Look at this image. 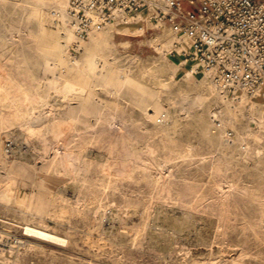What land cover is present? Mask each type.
<instances>
[{
	"label": "rangeland",
	"instance_id": "rangeland-1",
	"mask_svg": "<svg viewBox=\"0 0 264 264\" xmlns=\"http://www.w3.org/2000/svg\"><path fill=\"white\" fill-rule=\"evenodd\" d=\"M28 1L0 0V76L29 82L49 104L14 124L0 118V264H264V102L230 99L201 69L188 76L170 31L143 14L119 19L106 40L74 28L73 42L51 3ZM89 65L102 78H87ZM127 79L153 97L118 86ZM51 109L76 117L63 141L81 156L67 171L53 163L51 134L45 147L26 128L47 130Z\"/></svg>",
	"mask_w": 264,
	"mask_h": 264
},
{
	"label": "built area",
	"instance_id": "built-area-1",
	"mask_svg": "<svg viewBox=\"0 0 264 264\" xmlns=\"http://www.w3.org/2000/svg\"><path fill=\"white\" fill-rule=\"evenodd\" d=\"M68 11L82 39L115 11L142 13L171 31V57L195 60L234 101H264V0H68Z\"/></svg>",
	"mask_w": 264,
	"mask_h": 264
},
{
	"label": "bare ground",
	"instance_id": "bare-ground-1",
	"mask_svg": "<svg viewBox=\"0 0 264 264\" xmlns=\"http://www.w3.org/2000/svg\"><path fill=\"white\" fill-rule=\"evenodd\" d=\"M4 1V0H3ZM28 1V0H27ZM32 5H34L35 7H40L42 5H45L47 3H51L53 5V7L56 9V11L58 12L59 16L64 20V23H65V28H66V36L68 37L69 40L71 41H76L77 40V35L75 33V29H74V26L72 24V20H71V16L69 14V11H68V0H30ZM26 2V0H25ZM29 2V1H28ZM23 6V5H22ZM25 6V5H24ZM28 6V5H27ZM3 8V7H2ZM27 8V7H26ZM24 9V8H23ZM29 9V8H28ZM4 10V9H3ZM14 10V8H13ZM34 10V9H33ZM33 10H26L27 14H32V13H37L36 11V8H35V11ZM8 11V10H7ZM25 11V9H24ZM24 11L23 14H24ZM19 12V10H18ZM21 12V13H22ZM7 13V12H6ZM12 13V12H11ZM3 14V13H2ZM10 14V13H9ZM23 14H22V18H23ZM142 13L136 15V16H141ZM18 16V15H17ZM30 16V15H29ZM135 16V15H134ZM20 17V18H21ZM97 18V15L95 16ZM6 18V17H5ZM37 19V18H36ZM119 19H121L123 22L126 23H129L132 21V19H134V17H130V15H127V14H124L123 12L121 11H115L114 12V17L112 18V20L110 22L107 23L106 26L102 25V26H96L94 27L93 29H96V28H99V29H96V39H102V40H106L108 39L109 37L111 36H114L119 30H121L120 28H118V26L116 25L117 21H119ZM137 19V18H136ZM1 20V19H0ZM142 20V19H141ZM144 20V18H143ZM134 21V20H133ZM142 22V21H141ZM104 26V27H103ZM102 27V28H101ZM108 27V28H107ZM126 27V26H125ZM106 28V29H105ZM127 30L129 31L130 28L126 27ZM92 29V30H93ZM135 31V30H134ZM131 32V31H129ZM133 32V31H132ZM136 33V32H134ZM91 34V33H90ZM164 34V33H163ZM170 34H171V44H170V48H169V53H170V49L172 48L173 46V42H174V39H173V35L170 31ZM168 35V34H167ZM166 35V36H167ZM17 36V35H16ZM90 38V36H89ZM167 38V37H166ZM94 39V38H93ZM92 39V41H93ZM165 39V38H164ZM67 42V41H66ZM69 43V42H68ZM167 43V42H166ZM64 47H65V44H63ZM104 45V44H103ZM161 45V44H160ZM68 46V45H67ZM107 46V45H106ZM159 46V45H158ZM157 46V47H158ZM164 46V45H163ZM112 48V47H111ZM162 48V47H161ZM60 49L61 46H60ZM64 49V48H63ZM103 49V48H102ZM165 49V48H164ZM42 50V49H41ZM44 50V49H43ZM42 50V51H43ZM68 51V50H67ZM167 51V50H166ZM96 53H97V56L100 58V60L102 59L103 61V55L100 53V50L96 48ZM47 54V53H46ZM40 55V54H39ZM42 55H44L42 53ZM41 55V56H42ZM61 56V55H60ZM71 56V55H69ZM45 57V56H44ZM43 57V58H44ZM105 57V56H104ZM46 58V57H45ZM67 59V58H66ZM69 59V58H68ZM67 59V60H68ZM47 60V59H46ZM45 60V61H46ZM49 60V59H48ZM56 61V60H55ZM63 61V60H62ZM108 61V60H107ZM116 61V60H114ZM187 61L186 63V69L184 70L185 73L187 72L188 76H200L201 74V71L199 69V64L195 61V60H185ZM112 62V61H111ZM117 62V61H116ZM116 62H113V63H116ZM44 63V62H43ZM51 63V62H50ZM55 63V62H53ZM110 63V62H109ZM40 64V63H39ZM46 64V63H45ZM159 64V63H158ZM41 65V64H40ZM55 65V64H53ZM51 65V66H53ZM108 65V64H107ZM112 65V64H111ZM42 66V65H41ZM50 66V65H49ZM48 66V67H49ZM109 66V65H108ZM178 66V65H177ZM184 66V65H183ZM22 69L24 70H27L26 68V65L24 63H21L20 62V66ZM47 67V68H48ZM107 67V66H106ZM168 65L166 63H164L163 61L160 62L159 66H158V71H166L168 70L167 69ZM54 68V67H53ZM55 68H57L55 66ZM96 67H93L91 65H89L87 67V69H84L86 71V77L89 78L90 80L92 79H95V78H102L103 76V71L102 72H98L95 70ZM110 68V66H109ZM49 69V68H48ZM111 69V68H110ZM53 70V69H51ZM115 70V69H114ZM0 71L4 72L5 70L3 68L0 67ZM106 71V70H105ZM104 71V72H105ZM110 71V70H109ZM202 72L205 74L204 76V79L205 78H208L207 76H210L209 73H207L206 71L202 70ZM159 73V72H157ZM156 74V72H155ZM161 74V73H160ZM186 75V74H185ZM1 77V76H0ZM130 77V76H129ZM3 80L0 81V104L1 106H5L7 107L8 109L10 108L11 109V112H9L8 114L6 113H1L0 112V118L2 120V123L4 125H7L6 123H15V122H19V121H22V120H27L31 117L32 115V110L36 107H41V110H42V107L46 106L49 104V102L47 101L45 95H43V93H41L40 91L32 88V85H30V83L24 81V80H19V79H16L14 76H11V75H4V77L2 76L1 77ZM59 78V77H58ZM112 78V77H111ZM211 78V77H210ZM209 78V79H210ZM137 79V78H136ZM108 80V79H107ZM138 80V79H137ZM199 80V79H198ZM207 80V79H205ZM101 81V80H100ZM106 80L104 79V82ZM123 81V80H122ZM197 81V80H196ZM113 82V81H112ZM158 82V81H157ZM200 82V81H198ZM98 83V82H97ZM203 83V82H202ZM201 83V84H202ZM52 84V83H51ZM96 84V83H95ZM99 84L102 85V83L99 82ZM107 84V83H106ZM125 84V85H124ZM159 84H165V83H162L161 82H158V85ZM104 85V84H103ZM124 85V87L126 85H133L135 86L137 89L139 88L141 90V93L142 94H146L148 96H152L151 94V91L149 92L140 82L136 81V80H132V79H127L125 82H123L122 84L119 82L118 83V86L122 87ZM214 85V84H213ZM160 86V85H159ZM211 86V84H210ZM215 86V85H214ZM213 86V87H214ZM132 87V86H131ZM204 87V86H203ZM123 88V87H122ZM134 88V87H133ZM133 88H131L132 90H134ZM118 89V88H117ZM128 89V88H127ZM126 89V90H127ZM130 89V90H131ZM136 89V90H137ZM119 90V89H118ZM209 90V89H208ZM215 90V89H214ZM138 91V90H137ZM155 91V90H154ZM207 91V90H206ZM116 92V91H115ZM122 92V91H121ZM208 92V91H207ZM118 93V92H117ZM157 93V92H156ZM225 95V94H224ZM144 96V95H143ZM142 96V97H143ZM148 96H146L148 98ZM153 97V96H152ZM146 98V99H147ZM150 98V97H149ZM226 98V96H225ZM221 99H222V96H221ZM228 99V98H227ZM226 99V100H227ZM247 100V99H246ZM225 101V100H224ZM249 102V101H248ZM264 102V101H263ZM227 104V103H226ZM251 104V103H250ZM249 104V105H250ZM253 104V103H252ZM260 104V102H259ZM52 106V104H50ZM256 105V103H255ZM263 105V104H262ZM228 106V105H227ZM234 107V105H232ZM49 107V106H47ZM231 107V106H230ZM256 107V106H255ZM258 107V106H257ZM256 107V108H257ZM60 108V107H59ZM247 108V107H246ZM249 108V107H248ZM46 109V108H45ZM49 109V108H48ZM53 109V108H52ZM50 110V112H47L49 113V117L51 118L50 119V124L46 125L47 127V130H39V129H36L34 127H32L31 125H29L27 128V131H28V134L29 135H38L41 139H42V142L43 144L45 145V147H48V143L46 142V139H47V133L51 134L52 136V140H53V143H52V147L55 151V156H54V160H53V163L54 165L56 166H61L63 168H66V171L67 169H69L72 165V159L73 158H78L79 155H75L73 154L74 156L70 155L69 152H70V148L67 147V145H65L63 139L65 137V135L67 134V131L68 130H72L73 129V126L74 124L76 123V117L72 116V115H67V116H61V115H57L54 110ZM229 109V107H228ZM258 110V109H257ZM263 110V109H262ZM228 111V110H226ZM247 111V110H246ZM255 111V110H254ZM43 112V111H42ZM256 112V111H255ZM40 113V112H39ZM64 113V112H63ZM67 114V113H66ZM73 114V113H72ZM39 115V114H38ZM47 116V114H45ZM240 114H238L239 116ZM251 116V114H250ZM257 116V115H256ZM261 116V115H260ZM123 117V116H122ZM33 118V117H32ZM121 118V117H120ZM35 119V118H34ZM37 119V118H36ZM35 119V120H36ZM117 119V118H116ZM0 120V121H1ZM32 120V119H31ZM251 120V118L249 119ZM259 120V119H258ZM257 120V121H258ZM34 121V120H33ZM39 121V120H38ZM255 121V120H254ZM262 121V120H261ZM264 121V120H263ZM230 122V121H229ZM253 122V121H252ZM33 123V122H32ZM238 123V122H237ZM243 123V122H242ZM240 122V124H242ZM17 124V123H16ZM120 124L121 125H124L125 122L121 119L120 120ZM176 124V122H175ZM234 124V122H233ZM255 124H257L258 126L262 127L264 126V122L261 123V122H256ZM2 125V124H1ZM0 125V126H1ZM115 125V124H114ZM111 126V125H110ZM4 127V126H3ZM8 127V126H7ZM248 127V125H247ZM44 129V128H43ZM76 129V128H75ZM90 129V128H89ZM264 129V128H262ZM243 130V129H242ZM261 130V129H260ZM150 131V130H149ZM74 132V131H73ZM258 132V131H257ZM260 132V131H259ZM97 133V132H96ZM79 134V133H78ZM86 134V133H85ZM204 134V133H203ZM254 134V133H253ZM262 134V133H261ZM88 135V134H87ZM264 135V132L263 134ZM237 136V135H236ZM255 136V135H254ZM78 137V136H77ZM36 138V137H35ZM79 138V137H78ZM31 139V138H30ZM90 138L86 135H82L81 136V140H78L80 141V145H84V143H86ZM230 139V138H229ZM257 139V137H256ZM261 139V138H260ZM37 142V140H35ZM97 141V140H96ZM233 141V140H232ZM76 142V141H75ZM89 143V141H88ZM87 143V144H88ZM133 143V142H132ZM138 143V142H137ZM140 143V142H139ZM162 143V142H161ZM141 144V143H140ZM74 146H76L74 144ZM89 146V145H88ZM77 147V146H76ZM80 147H83V146H80ZM86 147V146H85ZM134 147V146H133ZM139 147V146H137ZM84 148V147H83ZM88 148V147H87ZM47 149V148H46ZM75 149H78L74 147V151H76ZM73 150V149H72ZM81 150V149H80ZM83 150V149H82ZM81 150V151H82ZM45 153V152H44ZM84 153V152H83ZM43 155V154H42ZM183 155V154H182ZM47 156V155H46ZM81 156V155H80ZM184 156V155H183ZM92 157V156H91ZM90 157V158H91ZM124 159V158H123ZM128 159V158H127ZM78 161V160H77ZM52 163V164H53ZM77 163V162H76ZM75 163V164H76ZM78 164H79V161H78ZM122 164H125L122 163ZM120 166V165H119ZM54 167V166H53ZM75 167V166H74ZM169 167V166H168ZM221 167V166H220ZM106 168V167H105ZM109 168V167H108ZM123 168V167H121ZM129 169V168H127ZM221 169V168H220ZM123 170V169H122ZM121 170V171H122ZM115 171V170H114ZM163 171V170H162ZM218 171V170H217ZM220 171V170H219ZM55 172V171H54ZM62 172V170H61ZM113 172V170H112ZM71 173V172H70ZM117 173V171L115 172ZM220 173V172H219ZM71 175V174H70ZM131 176V175H130ZM160 176V175H159ZM234 176V175H233ZM70 177V176H69ZM130 178V177H129ZM132 178V177H131ZM183 180V179H182ZM221 181V180H220ZM191 182V181H190ZM223 182V181H222ZM233 182V181H232ZM227 183V182H226ZM237 183V182H236ZM6 184V183H4ZM223 184V183H222ZM232 184V183H231ZM8 185V184H7ZM218 185V184H217ZM220 185V184H219ZM227 185V184H225ZM233 185V184H232ZM9 186V185H8ZM14 186V185H13ZM162 186V185H161ZM227 187V186H225ZM233 187V186H232ZM235 187V186H234ZM8 188V187H7ZM86 188V187H85ZM164 188V187H163ZM221 188V187H220ZM223 188V187H222ZM81 190V189H80ZM12 192V191H11ZM222 192H223V189H222ZM226 192V191H225ZM2 197L4 199H8L10 196V192H8V189H5L4 192L2 193ZM192 203V202H191ZM190 206V205H189ZM157 210V209H156ZM160 213V211H159ZM105 218V217H104ZM133 218V217H132ZM154 220V218H153ZM161 220V219H160ZM156 221V220H155ZM158 226V225H157ZM175 226V225H174ZM155 227V226H154ZM171 227V226H170ZM177 227V226H176ZM165 228V227H164ZM27 231L29 232H32V233H35L36 235H39L40 237H45V238H49V239H53V240H60L62 241V239L59 237V236H56V235H53L49 232H46L44 230H40V229H33L32 227L31 228H26ZM26 231V230H25ZM24 231V232H25ZM142 233V232H141ZM163 238V237H162ZM201 242V241H200ZM56 245V244H55ZM18 250V249H17ZM41 259V258H40ZM41 261V260H40ZM166 263V262H165ZM193 264V263H192Z\"/></svg>",
	"mask_w": 264,
	"mask_h": 264
}]
</instances>
